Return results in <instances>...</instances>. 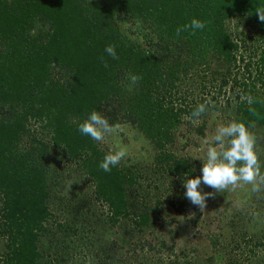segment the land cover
<instances>
[{
	"label": "trees",
	"instance_id": "obj_1",
	"mask_svg": "<svg viewBox=\"0 0 264 264\" xmlns=\"http://www.w3.org/2000/svg\"><path fill=\"white\" fill-rule=\"evenodd\" d=\"M257 7H264V0H0V264H69L59 251L47 257L42 237L49 232L51 203L76 207L80 190L107 205L112 225L126 220V237L111 232L115 247L128 255L153 250L141 235L164 219L159 205L167 201L150 206L136 188L144 182V169L163 174L171 190L184 189L186 175H200L201 162L178 152L176 144L177 137L183 139L184 150L194 144L192 136H206L208 120L195 124L197 119H190L206 100L211 103L205 114L218 111L225 124L247 126L261 163L255 182L262 186L264 23ZM193 18L206 28L178 35L177 29ZM235 20L232 32L228 23ZM248 42L255 53L249 59L241 52ZM109 45L118 58L107 55ZM199 74L218 83V95L229 89L234 97L219 105L214 93L197 100L181 93L186 81ZM133 75L141 77L135 85ZM247 96L253 98L251 105L241 99ZM93 110L122 127L121 134L126 132L128 156L110 173L99 162L113 148L106 152L77 130ZM129 141L139 146L131 147ZM76 177L88 184L69 192L68 178ZM241 183L240 189L219 193L205 187L213 193L205 208L186 199L177 207L199 216L213 206L216 212L199 220L220 217L227 222L224 231L238 230L229 237L234 240L229 241L231 256L244 251L247 246L242 245L264 247V220L253 219L261 203L251 184ZM207 238L212 247L203 252L210 264L217 257L234 264L226 253L214 250L228 239L226 234ZM109 255L104 251L101 262L112 259Z\"/></svg>",
	"mask_w": 264,
	"mask_h": 264
},
{
	"label": "rangeland",
	"instance_id": "obj_2",
	"mask_svg": "<svg viewBox=\"0 0 264 264\" xmlns=\"http://www.w3.org/2000/svg\"><path fill=\"white\" fill-rule=\"evenodd\" d=\"M237 25L238 22L236 20L228 23L229 29L232 32L235 31ZM241 52L244 53L247 59L255 54L249 42ZM210 80L209 76L207 78H202L200 74L194 75L186 81L180 91L193 100H197L199 97L201 98L202 95H208L210 98V94L214 93L219 100V105L227 98L234 97V92L232 90L227 92L229 89H224L225 94L218 95L216 90L218 83H213ZM232 103H234V101H232ZM206 114L204 113L195 121V124H197L204 120H208L211 128H208V131H206V136L203 138L192 136L191 138L194 139V144L187 146L184 150H182L183 139L177 137L178 142L176 147L178 152L182 154L187 153L192 157H203L208 147L207 141L215 134V130L218 126L225 124L223 121L224 116L220 112L217 111L215 114H207L209 117ZM121 130L124 129L119 127L115 135L110 136V142L105 141L100 143L101 147L106 152L109 147L113 148V150H117L125 146L126 132L121 134ZM182 130L184 131L185 128ZM184 132H186V130ZM44 137L46 136L44 135ZM129 145L131 147L139 146L138 143L134 144L130 141ZM134 161L138 162L133 160L134 164ZM145 164L146 163H142L141 166ZM66 169L69 170L71 174L77 175L70 166H66ZM142 177L144 182L140 181L141 186L137 187L136 191H143L142 193L146 200L150 202V206L155 205L157 201H167L166 204L160 203L159 205L161 209H164V219L162 218L157 221L155 230H152L148 234L141 235L142 239L149 241L153 250L144 249L143 252L137 251L131 253L132 255H128L125 250H120L115 247L112 244L113 236H111V232L119 237H126V220H121L119 223L112 225L109 220V208L107 205L95 202L93 198L88 196H83L87 191L82 192V190H80L81 195L79 197H76L77 194L74 195V197L80 201L76 203V207L68 206L65 208L64 205L59 204V202H55L54 204L51 203L52 218L49 223V232L42 237L44 244H42L41 250L44 251L45 255L49 258L53 252L59 251L60 256L63 255V258H65L69 264H135L137 261L138 264H210L206 258L205 252H203V250L206 251L207 248L209 249L212 247L210 246L211 244L207 235L221 232L222 234H226L228 239L225 242L221 241V243L215 247V251L226 253L234 264H253L254 262H256V264H264V247L261 246L255 248L252 246L253 244H248L249 246L242 245L243 248L247 246L248 249L246 247L244 251L240 250L236 252L234 256L228 254L229 249L233 247L229 241H234L232 238L229 239V237L231 234L238 235V230L232 232L224 231L227 228V222L226 220H221L220 217L214 220L209 219L208 222L199 220V218L203 216L206 217L207 213H209V215L212 214V210L216 212L213 206L209 207V211L211 212H206L204 210L202 211L203 215L199 216L190 208H184L185 210L178 211V202L185 200L182 193L184 189H169L165 176L160 173L152 172L149 169L143 170ZM68 179H70L69 182H71V185H68V190L72 193L77 192L79 186L88 184L85 180L80 182L77 177L76 181H72V178ZM262 184L261 186V184L257 183L256 190H253V185L251 184L256 201L261 203L258 206L254 204L260 209L253 219L260 217L264 220V189H262V187L264 188V182ZM257 185L260 186V189H257ZM241 186L242 183H239L237 186L229 188L240 189ZM66 199H69V197H66ZM172 200L175 201L177 205H170L168 203ZM86 223L88 224L86 225ZM61 224L67 227L61 229L59 226ZM248 224L251 225L249 222ZM74 232L77 233L74 235ZM132 240L136 241V238ZM251 247L255 248L254 252H251ZM61 251L64 253H61ZM104 251L110 254L109 257L112 259L103 260L102 263L100 260L102 258L100 257H102Z\"/></svg>",
	"mask_w": 264,
	"mask_h": 264
},
{
	"label": "clouds",
	"instance_id": "obj_3",
	"mask_svg": "<svg viewBox=\"0 0 264 264\" xmlns=\"http://www.w3.org/2000/svg\"><path fill=\"white\" fill-rule=\"evenodd\" d=\"M255 12L258 20L264 23V7H257ZM206 26L204 21L193 18L190 23L178 28L177 34L190 31L195 35L198 31H203ZM105 52L114 59L118 58L115 46H107ZM140 79V76H131V84H137ZM241 99L246 100L249 105L254 102L251 96L241 97ZM210 103V100H206L198 104L192 111L190 119L195 120L201 117ZM77 130L82 136L103 143L107 137L115 134L117 126L110 124L105 116L93 110L82 123L78 124ZM207 144L203 157H193L201 162L200 175L193 178H187L186 175L182 181L183 196L186 200L194 206L205 208L207 200L213 196L212 192L204 191L205 187L219 193L244 182L252 184L253 190H256L255 181L260 176L261 163L254 150V138L243 122L231 121L218 126ZM127 156L128 152L124 147L110 151L99 162V168L105 173H110ZM194 171L195 168H192L190 172ZM215 264H223L222 258L217 257Z\"/></svg>",
	"mask_w": 264,
	"mask_h": 264
}]
</instances>
